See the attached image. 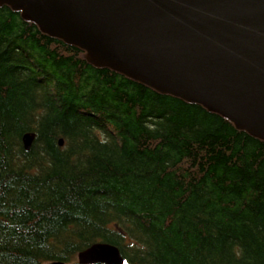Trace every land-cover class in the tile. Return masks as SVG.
I'll list each match as a JSON object with an SVG mask.
<instances>
[{"label": "trees", "instance_id": "16d2710c", "mask_svg": "<svg viewBox=\"0 0 264 264\" xmlns=\"http://www.w3.org/2000/svg\"><path fill=\"white\" fill-rule=\"evenodd\" d=\"M99 242L126 264H264V141L2 6L0 264Z\"/></svg>", "mask_w": 264, "mask_h": 264}, {"label": "water", "instance_id": "95a60500", "mask_svg": "<svg viewBox=\"0 0 264 264\" xmlns=\"http://www.w3.org/2000/svg\"><path fill=\"white\" fill-rule=\"evenodd\" d=\"M2 6L85 51L95 67L202 105L264 141V0H0ZM34 140L24 135L27 151ZM78 261L126 264L119 248L103 242Z\"/></svg>", "mask_w": 264, "mask_h": 264}]
</instances>
